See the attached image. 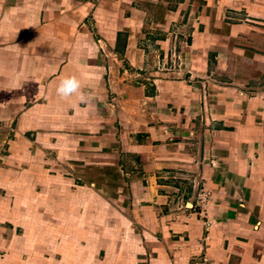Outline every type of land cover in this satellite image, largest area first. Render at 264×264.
I'll return each instance as SVG.
<instances>
[{
  "label": "crops",
  "instance_id": "0c3cea01",
  "mask_svg": "<svg viewBox=\"0 0 264 264\" xmlns=\"http://www.w3.org/2000/svg\"><path fill=\"white\" fill-rule=\"evenodd\" d=\"M0 264H264V0H0Z\"/></svg>",
  "mask_w": 264,
  "mask_h": 264
},
{
  "label": "clouds",
  "instance_id": "9594fccd",
  "mask_svg": "<svg viewBox=\"0 0 264 264\" xmlns=\"http://www.w3.org/2000/svg\"><path fill=\"white\" fill-rule=\"evenodd\" d=\"M82 85L79 79L75 76L67 77L61 80L57 94L62 98H70L77 95L82 102H86V94L81 91Z\"/></svg>",
  "mask_w": 264,
  "mask_h": 264
},
{
  "label": "built area",
  "instance_id": "2783aa9c",
  "mask_svg": "<svg viewBox=\"0 0 264 264\" xmlns=\"http://www.w3.org/2000/svg\"><path fill=\"white\" fill-rule=\"evenodd\" d=\"M197 198H198V207H199V213L201 215L204 214L205 211L202 210V208L204 207V203H205V200H206V197H205V193L204 192H199L197 194Z\"/></svg>",
  "mask_w": 264,
  "mask_h": 264
}]
</instances>
